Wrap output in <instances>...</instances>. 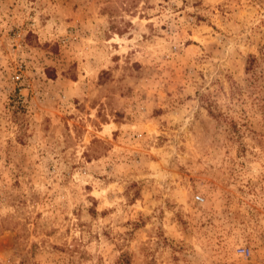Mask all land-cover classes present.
Here are the masks:
<instances>
[{
    "label": "rangeland",
    "instance_id": "374dc122",
    "mask_svg": "<svg viewBox=\"0 0 264 264\" xmlns=\"http://www.w3.org/2000/svg\"><path fill=\"white\" fill-rule=\"evenodd\" d=\"M121 263L264 264V0H0V264Z\"/></svg>",
    "mask_w": 264,
    "mask_h": 264
},
{
    "label": "built area",
    "instance_id": "2783aa9c",
    "mask_svg": "<svg viewBox=\"0 0 264 264\" xmlns=\"http://www.w3.org/2000/svg\"><path fill=\"white\" fill-rule=\"evenodd\" d=\"M196 198H197V199H200V198H201V196H200V195H196Z\"/></svg>",
    "mask_w": 264,
    "mask_h": 264
},
{
    "label": "trees",
    "instance_id": "16d2710c",
    "mask_svg": "<svg viewBox=\"0 0 264 264\" xmlns=\"http://www.w3.org/2000/svg\"><path fill=\"white\" fill-rule=\"evenodd\" d=\"M121 264H125V263H121Z\"/></svg>",
    "mask_w": 264,
    "mask_h": 264
}]
</instances>
